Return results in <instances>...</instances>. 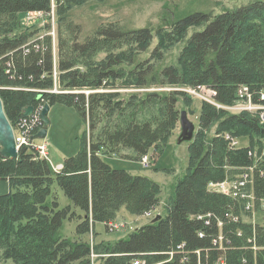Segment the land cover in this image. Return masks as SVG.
<instances>
[{
	"label": "trees",
	"instance_id": "trees-1",
	"mask_svg": "<svg viewBox=\"0 0 264 264\" xmlns=\"http://www.w3.org/2000/svg\"><path fill=\"white\" fill-rule=\"evenodd\" d=\"M87 1L0 0V100L10 125L21 121L24 107L35 111L45 103L50 109L72 106L87 123L79 150L64 158L58 172L32 145L20 147L17 158L0 156V181L7 185L0 193V258L14 264H91L93 251L104 255L99 264L137 259L145 264H264V222L241 218L248 203L257 208L264 201V123L260 111L224 108L247 101L238 93L243 87L251 103L264 106V1H247L216 15L172 13L156 27L101 22L80 38V24L70 12ZM24 13L41 14L43 26L24 30L19 23ZM54 21L55 62L47 35ZM177 47L176 62L166 63L165 54ZM54 84L59 92H49ZM163 86L172 89L141 91ZM202 87L212 91L220 107L195 98L200 111L187 166L159 217L92 247L60 235L64 220L75 213L70 205L60 207L54 184L83 213L78 233L95 223L109 229L121 207L140 216L159 205L157 182L114 168L104 157L139 162L163 152L179 128L178 101L188 114L196 110L194 97L182 89ZM227 135L245 137L247 144L231 148ZM244 173L249 183L239 191L250 190L252 198L209 190L210 183L236 182Z\"/></svg>",
	"mask_w": 264,
	"mask_h": 264
},
{
	"label": "rangeland",
	"instance_id": "rangeland-1",
	"mask_svg": "<svg viewBox=\"0 0 264 264\" xmlns=\"http://www.w3.org/2000/svg\"><path fill=\"white\" fill-rule=\"evenodd\" d=\"M247 1L254 0H89L84 5L75 8L70 13L72 15L73 21L80 24V38H82V36L89 34L95 28V26L101 22L117 21L129 29L140 28L146 25H152L156 27L159 25V22H164V20L170 19L172 13H174L175 17L184 16L198 11L205 13L212 12L213 15H216L223 10L233 9L242 5L243 3H247ZM52 8H54L53 3ZM53 12H51L52 19ZM43 21L44 18L42 15L37 13H24L19 15V23L24 30L31 29L32 27L38 29L40 26H43ZM44 32L45 30L43 31V29L39 31L41 34ZM47 32V35L52 37L54 46L53 57L55 62V46L57 43V27L55 25V21L52 28ZM36 36H39L38 32L33 35V37ZM154 41L155 39L153 40L152 45L154 44ZM177 54L178 47L169 50L165 54V62L175 63ZM142 56L147 57L148 55L144 53ZM53 75L56 81V67L53 68ZM171 89L172 87L163 86L160 88L151 87L149 89H141V91H167ZM49 92H59V90L54 84ZM88 92L91 91L85 90L86 94ZM206 100H210L209 95L206 97ZM191 106L196 107V110L192 114L187 113V117L194 123L195 132L197 128L200 105L199 102L193 98V104ZM176 108L179 111H186V109L183 108L181 101H178ZM224 108L228 112L248 111L250 113H254L255 111H262L264 106L254 105L249 102H238ZM47 116L50 120V123L47 127L46 136L43 140H35V143L46 144L48 153L47 159L52 168L56 169L54 166L55 164L62 163L64 158L75 154L79 150L82 133L84 129L87 131V123L84 124L81 116L72 106L56 104L51 107ZM260 119V122L264 123V115L260 114ZM179 133L180 128L177 127L173 135L170 137L163 152L150 156V158L152 157L153 160H150V158L147 160L142 158L141 161L134 162L129 159H120L117 155L104 157V160L112 167L123 168L130 171L132 174L148 177L161 186L160 202L153 211L136 216L121 207L113 222L116 225V228L105 229L102 223H95L92 230L86 233H78L76 231V227L81 222L83 213L78 208L73 207L71 202L63 194L62 190L56 184H54L52 186V191L58 197L60 207L70 205L71 211L74 210L75 213L72 218L64 220L60 230V235L72 240L87 242L92 247V245L99 242H112L119 237H124L128 234L129 230L148 223L152 219L153 215H157V213L162 212L165 202L170 196H172L173 184L176 178L184 173L187 166L188 142L182 141L178 143L177 136ZM223 134L225 135V133ZM231 139V148L238 147L239 145L245 146L247 144V139L245 137L236 138L232 136ZM122 151L124 153L128 152L127 149H123ZM164 168H172V171L170 173L164 172L162 170L155 171V169ZM6 190V183L0 181V193L5 192ZM247 192L249 193V191ZM260 203L261 204L257 208L254 202L253 204L248 203L244 207L245 214H242L241 218L245 221L264 222V201H261ZM99 256L101 257L104 255H98L91 251V264H99ZM0 264L14 263L11 260L0 258Z\"/></svg>",
	"mask_w": 264,
	"mask_h": 264
},
{
	"label": "built area",
	"instance_id": "built-area-1",
	"mask_svg": "<svg viewBox=\"0 0 264 264\" xmlns=\"http://www.w3.org/2000/svg\"><path fill=\"white\" fill-rule=\"evenodd\" d=\"M182 91L189 94L190 96H192L194 98L200 99L201 101H204V102L207 101L208 103H210L212 105L220 107V105H218L214 101L213 93L209 89H206L204 87H202L198 90H195L192 88H183ZM238 93H239L240 97L245 96L247 98L246 102L240 101V103H248V102L251 103L250 94H247V88L246 87H243L242 89H240L238 91ZM208 95L210 97V100H206V97ZM260 98L264 100V93L261 94ZM237 102H239V101H237ZM251 104H253V103H251ZM254 105H257V104H254ZM41 107L42 106L38 107L35 111H33V113L29 117H21V121L16 124L14 138H15V142H16V145L18 148H20L22 146L32 145V143L30 141V136L35 132V128L41 124L40 120L38 118V113H39ZM260 114L264 115L262 113V111H260ZM26 123L27 124L28 123H32V124L35 123L36 127L34 129H32L31 126H29V125L27 126ZM227 138L229 140H232L231 137H229L228 135H227ZM35 150L37 151V153L40 156L45 157L47 155V147H46L45 143H41V144L36 145ZM248 180H249L248 173H244V174H242L241 179L236 181V182L224 181L221 183H210L209 189L214 190V191H219V192H222L224 194H232L233 193L235 195V194H237V192H239L241 197L252 198L250 190H247V191H249V193L247 191L246 192H242L241 190L239 191L241 186H245L246 184L249 183ZM109 225H110L109 226L110 229L116 228V225L114 223H110ZM131 264H145V262L143 260L137 259V260H133Z\"/></svg>",
	"mask_w": 264,
	"mask_h": 264
},
{
	"label": "water",
	"instance_id": "water-1",
	"mask_svg": "<svg viewBox=\"0 0 264 264\" xmlns=\"http://www.w3.org/2000/svg\"><path fill=\"white\" fill-rule=\"evenodd\" d=\"M49 105L47 103L43 104L42 109L39 111L38 117L41 122V127L30 136V140H42L46 136L47 127L50 123L48 119ZM33 106H26L23 108L22 117H28L33 112ZM180 133L177 136V142L182 141L190 142L194 136V123L190 121L187 117V112L185 110L179 111L178 119ZM0 156L3 158H17L18 149L14 140L13 129L10 125L2 107V102L0 100ZM159 215L156 216L158 218ZM154 218L153 220H156Z\"/></svg>",
	"mask_w": 264,
	"mask_h": 264
},
{
	"label": "crops",
	"instance_id": "crops-1",
	"mask_svg": "<svg viewBox=\"0 0 264 264\" xmlns=\"http://www.w3.org/2000/svg\"><path fill=\"white\" fill-rule=\"evenodd\" d=\"M62 163H63V162H62ZM62 163H57V164H55V166H56V165H62Z\"/></svg>",
	"mask_w": 264,
	"mask_h": 264
},
{
	"label": "bare ground",
	"instance_id": "bare-ground-1",
	"mask_svg": "<svg viewBox=\"0 0 264 264\" xmlns=\"http://www.w3.org/2000/svg\"><path fill=\"white\" fill-rule=\"evenodd\" d=\"M263 93V92H262ZM238 103V102H237ZM215 106V105H214ZM232 144V143H231ZM28 149V148H27ZM29 149H30V147H29Z\"/></svg>",
	"mask_w": 264,
	"mask_h": 264
}]
</instances>
